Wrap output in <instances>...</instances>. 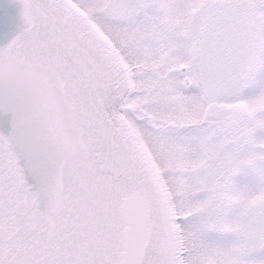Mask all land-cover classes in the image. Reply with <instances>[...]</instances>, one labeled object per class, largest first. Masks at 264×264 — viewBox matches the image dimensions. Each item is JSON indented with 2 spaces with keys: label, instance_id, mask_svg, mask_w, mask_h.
<instances>
[{
  "label": "snow or ice",
  "instance_id": "1",
  "mask_svg": "<svg viewBox=\"0 0 264 264\" xmlns=\"http://www.w3.org/2000/svg\"><path fill=\"white\" fill-rule=\"evenodd\" d=\"M15 2L0 264H264V0Z\"/></svg>",
  "mask_w": 264,
  "mask_h": 264
},
{
  "label": "water",
  "instance_id": "2",
  "mask_svg": "<svg viewBox=\"0 0 264 264\" xmlns=\"http://www.w3.org/2000/svg\"><path fill=\"white\" fill-rule=\"evenodd\" d=\"M20 7L15 0H0V48L5 47L20 30ZM10 122L11 114L0 112V123L7 125L0 131H9Z\"/></svg>",
  "mask_w": 264,
  "mask_h": 264
},
{
  "label": "rangeland",
  "instance_id": "3",
  "mask_svg": "<svg viewBox=\"0 0 264 264\" xmlns=\"http://www.w3.org/2000/svg\"><path fill=\"white\" fill-rule=\"evenodd\" d=\"M238 179L240 180V182H245L247 178L246 177H240Z\"/></svg>",
  "mask_w": 264,
  "mask_h": 264
}]
</instances>
